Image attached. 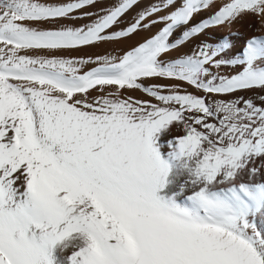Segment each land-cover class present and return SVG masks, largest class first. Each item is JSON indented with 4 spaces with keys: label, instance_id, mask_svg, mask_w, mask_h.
<instances>
[{
    "label": "snow or ice",
    "instance_id": "6c2138e0",
    "mask_svg": "<svg viewBox=\"0 0 264 264\" xmlns=\"http://www.w3.org/2000/svg\"><path fill=\"white\" fill-rule=\"evenodd\" d=\"M96 3L0 0V264H264V106L215 99L264 91V36L170 56L264 0H156L120 29L139 0Z\"/></svg>",
    "mask_w": 264,
    "mask_h": 264
},
{
    "label": "bare ground",
    "instance_id": "6f19581e",
    "mask_svg": "<svg viewBox=\"0 0 264 264\" xmlns=\"http://www.w3.org/2000/svg\"><path fill=\"white\" fill-rule=\"evenodd\" d=\"M41 2L44 3H63L67 2V0H41ZM116 0H97L96 5H94L91 8H87L84 11H89L93 14H96L100 11V9H107L111 7ZM156 0H139L138 5L133 8L130 12H128L122 19V23L120 25H117L116 28H124L126 27L132 19L136 16V14L141 11L143 8L149 6L152 3H155ZM211 10L208 11H202L198 14L196 17V21H199L200 19H206L210 15ZM153 19H156V17H153ZM84 20H68V21H60V23H73V24H81L85 23ZM195 22V21H194ZM56 24H45L41 25L40 27L43 28H52L56 27ZM162 25L157 24L155 27H151L147 30H141L138 33L132 34L130 37L126 39H122L121 41L117 43H110V44H102L95 47H86L81 48L77 50H70V51H57L56 54L60 56H64L66 58H85L87 59L89 56H92L93 58L96 55H121L125 50H128L131 46L136 45L139 42H143V40L151 33H154L159 27ZM231 33V35H229ZM228 36L229 39H231L234 43V47L229 50L227 53H225V57H231L234 54L238 53L243 47L247 39L253 37V36H264V21H261L259 18H257L254 15L246 14L237 19L232 24H225L222 26H217L214 28H210L203 34L193 38L188 43H186L182 48H180L177 51H174L170 53L171 57H176L183 54H190L193 50L197 48L198 45H200L203 42L208 43H216L219 41L222 37ZM29 54H46L44 52H38V53H32ZM166 57L165 59H167ZM93 65H87L85 67V70H88V68L92 67ZM213 71H217L215 68H213ZM219 74L221 75H227L235 71L234 68L230 66H223L219 70ZM150 83H162V84H171L176 83L175 81H149ZM184 88H186L188 91H193V89L188 86L187 84L183 85ZM112 89H107V91H111ZM122 94L124 96H133L135 98H143V94L139 90H121ZM100 93L97 91H92L91 95L96 96ZM264 96V91L262 90H250V91H241L237 92L233 95H226V96H219L215 97V99H223V100H234L238 97H243L244 99H252L253 103L257 106H264V103H262L260 97ZM182 134L178 129L173 128L172 132L170 133L171 136ZM260 161H257V166H259ZM258 179L264 178V170L261 171L260 176L257 177Z\"/></svg>",
    "mask_w": 264,
    "mask_h": 264
}]
</instances>
